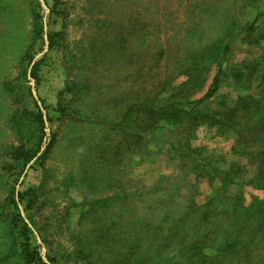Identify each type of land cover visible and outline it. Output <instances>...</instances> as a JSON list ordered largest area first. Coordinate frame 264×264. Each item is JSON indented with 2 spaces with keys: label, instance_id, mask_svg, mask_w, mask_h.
Listing matches in <instances>:
<instances>
[{
  "label": "rangeland",
  "instance_id": "rangeland-1",
  "mask_svg": "<svg viewBox=\"0 0 264 264\" xmlns=\"http://www.w3.org/2000/svg\"><path fill=\"white\" fill-rule=\"evenodd\" d=\"M263 9L264 0L258 10L245 0H0V264H25L18 213L47 264H167L178 251L167 227L202 229L208 211L213 228L192 239L207 244L199 264H264V228L247 217L251 204L264 210L259 160L238 154L231 129L206 123L175 151L172 132L153 134L135 110L177 91L227 113L257 93L252 70L243 82L233 70L264 55V40L243 36ZM213 39L219 55L204 72L190 60Z\"/></svg>",
  "mask_w": 264,
  "mask_h": 264
},
{
  "label": "trees",
  "instance_id": "trees-1",
  "mask_svg": "<svg viewBox=\"0 0 264 264\" xmlns=\"http://www.w3.org/2000/svg\"><path fill=\"white\" fill-rule=\"evenodd\" d=\"M247 4H250L251 6H254L255 9L258 10V7L263 2V0H245ZM244 31V40L248 42L249 44H256L261 40H264V9L259 10L256 12V15L252 22L249 24H246L243 27ZM50 38V37H49ZM220 42V43H219ZM222 41L220 39H213L211 43H207L204 45L203 49L200 51H197L195 55L191 58L190 62H194L195 67L201 66L204 69V72L209 70V66L214 62V60L219 55V45ZM223 44V43H222ZM223 48H226V44L223 45ZM264 55L260 58H254L251 61L247 62V68H243L241 65L235 66L233 70V77L236 79V82H243L242 78H249L250 72L245 75L244 69H249L254 72L255 79L258 80L257 88H259V91L257 93H248L244 96H238L235 102V106L228 107L227 113H221L215 108H212L210 106H205L204 108L198 107V104L201 103V99L197 100H191V101H179L180 95L178 92H168L165 96H159L158 92H154V94L151 96L149 101H146L145 104L138 105L135 110L139 114V117L141 115V119H147L148 122H151V126H153V134H156L157 129H163L167 130L168 132H172V137H176V143L173 142V139H171L170 148L174 149L175 151H179V149L183 148V145L189 147L188 141H184L185 139H188V137L192 134V132L196 129L197 126H199L202 123H206L208 125H218L221 128H226L223 130L231 129L232 132L235 134V146L237 147V150L239 151L238 154H244L247 156V160L254 164L257 160H259V163L257 166H255V174H258L259 177H255L254 184L257 187L264 189ZM186 72L191 77L190 81L188 83H191L194 87L196 84H194L195 80L193 79L191 73H189L188 68L184 72ZM217 75L212 79V83L210 84V87H213L216 85L217 82ZM197 82V81H196ZM213 91L206 93V97L211 95ZM254 108V111H252ZM252 111L254 115H256L255 118H253L256 123L254 125H250V115L248 112ZM40 113V112H39ZM41 116V113H40ZM160 123H162L160 125ZM249 124V125H248ZM248 125V127H247ZM247 127V128H246ZM138 132H132V135L136 138H141V132L140 127L138 126ZM248 129V130H245ZM254 129V130H252ZM222 130V129H221ZM144 133V131H143ZM179 136V137H178ZM260 142V144H259ZM259 144V145H257ZM189 149V148H188ZM183 152V151H182ZM190 152V150L188 151ZM188 153H181L179 156L183 158L184 156H187ZM188 155H191L188 154ZM193 155V154H192ZM259 158V159H258ZM25 162L29 160V158L26 157V154H24ZM18 196V199L14 200L13 203L17 210H19L18 200H21L20 193H16ZM171 199V198H170ZM264 205V197L261 199ZM259 201V203L261 202ZM172 206L170 205V201L166 204L164 214L167 216L172 212ZM250 208L247 209L250 211L249 219L251 218H259L261 222H258L256 224V228L254 227L252 230L258 232L262 228H264V210L261 208V210H252V204L249 206ZM222 212V209H220ZM218 214L220 212H217ZM206 216L203 219V228L197 227L192 230V228L188 229L187 227H183L185 223H181L180 225L167 227L166 231V238L169 243H175L176 247L178 248L173 251L172 255L168 258L167 264H184V259L186 256L190 255V259L186 261L187 263L192 264H199L198 258L201 254H204L202 251L205 245H199V243L193 242V240H196L197 234H202L205 230L210 231V229L213 228L214 224L211 219V211L208 213H205ZM245 217V219L247 218ZM18 219L23 222L22 227L24 234L26 235L25 243L22 244V248L20 249L19 253L22 256L21 259L25 264H47L41 255L40 251V244L36 243L34 247H30L28 244V232L34 234L36 231L31 230L29 228L28 222L24 220V217L22 214L18 213ZM216 219V218H215ZM29 222L33 224V221ZM213 224V226L210 228V225ZM253 226V225H251ZM261 226V227H258ZM193 227V226H192ZM255 229V230H254ZM206 231V232H207ZM252 231V232H253ZM207 239L212 240L213 238L209 236V233ZM207 234H204L203 238L207 236ZM35 235V234H34ZM243 236H246V238H250L251 236L248 234H244ZM186 238L189 240V245L186 247L185 253H182V250L179 249L182 241ZM165 239V238H164ZM226 240V239H225ZM198 242V240H196ZM167 242V246H169V243ZM230 242V241H228ZM214 247L216 244L213 245ZM198 252H195V251ZM183 254V255H182ZM195 255V256H194ZM126 262H129L130 259H126ZM122 261L118 262V264H121Z\"/></svg>",
  "mask_w": 264,
  "mask_h": 264
}]
</instances>
